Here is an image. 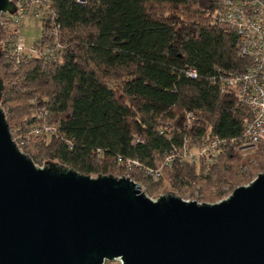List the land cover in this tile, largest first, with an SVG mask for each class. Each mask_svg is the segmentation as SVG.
I'll list each match as a JSON object with an SVG mask.
<instances>
[{"label":"trees","instance_id":"obj_1","mask_svg":"<svg viewBox=\"0 0 264 264\" xmlns=\"http://www.w3.org/2000/svg\"><path fill=\"white\" fill-rule=\"evenodd\" d=\"M214 7L212 0H54L67 45L62 61L32 58L15 68L0 56L1 106L11 130L26 129L44 109L60 128L21 150L37 165L56 161L87 175L130 176L150 197L168 181L181 197L199 190L208 203L223 199L224 187L233 191L264 172V142L257 164L241 172V138L252 114L213 80L250 64L237 54L235 37L210 22ZM187 68L198 77L181 72ZM186 111L198 115L192 129ZM185 136L190 147L215 136L227 142L210 161L176 157L158 180L118 164V157L133 158L157 169ZM137 138L142 142L134 144Z\"/></svg>","mask_w":264,"mask_h":264},{"label":"water","instance_id":"obj_2","mask_svg":"<svg viewBox=\"0 0 264 264\" xmlns=\"http://www.w3.org/2000/svg\"><path fill=\"white\" fill-rule=\"evenodd\" d=\"M16 11L0 0V14ZM4 87L0 78V264H264V172L208 203L152 198L127 175L39 166L13 139Z\"/></svg>","mask_w":264,"mask_h":264},{"label":"built area","instance_id":"obj_3","mask_svg":"<svg viewBox=\"0 0 264 264\" xmlns=\"http://www.w3.org/2000/svg\"><path fill=\"white\" fill-rule=\"evenodd\" d=\"M17 11L14 14H0V46L2 54L18 68L25 60L42 59L45 63H59L63 59L67 45L61 39L62 25L57 12L53 9L54 0H11ZM86 3V0H77ZM214 10L210 22L231 34L236 39L237 54L248 58L250 64L244 71L221 70L219 76L213 77L219 84L221 93H235L239 102L247 106L252 119L244 124L240 149H247L264 142V0H212ZM33 21L41 27V37L32 45H27L22 33L26 22ZM187 77L197 78L195 68L182 69ZM49 111L40 110L34 115V121L26 128L15 127L13 139L19 147L27 145L39 137H51L60 133L59 125L48 119ZM186 127L192 129L198 121L197 113L186 111ZM142 142L137 138L134 144ZM227 139L218 136L204 139L198 147H190L189 139L181 147H173L164 163L155 169L142 164L138 159L118 157V164L127 172L136 168L142 170L146 177L158 180L165 167H170L176 157L189 162L217 156Z\"/></svg>","mask_w":264,"mask_h":264},{"label":"rangeland","instance_id":"obj_4","mask_svg":"<svg viewBox=\"0 0 264 264\" xmlns=\"http://www.w3.org/2000/svg\"><path fill=\"white\" fill-rule=\"evenodd\" d=\"M180 12H182V10H180ZM41 30H42L41 27L37 26L33 21L29 20L26 22V25H25L22 33L25 37V40H26V43L28 46L32 45L37 39H39L41 37V34H42ZM4 111H5V113L7 112L6 110H4ZM6 116H7V113H6ZM257 151H258V145L251 147V148H247V149H239V153L242 157L241 172L249 173L250 168L257 164V158H256ZM43 165H39V166H43ZM256 177H257V175L252 176V180H254ZM249 183H245L243 185H246ZM143 190H144V188H143ZM224 190L226 191L224 198L227 197L228 195H230V193H232V191H230L229 187H227V186L224 187ZM169 191L175 192L176 194H178L176 188H174L168 181H165L163 187L160 190H158L157 192H155L151 197L157 198L161 194H163L165 192H169ZM211 191L214 194L217 191V188L213 187L211 189ZM199 197H200L199 190H196L194 195H191L190 192L186 193L184 196V199L198 200L199 202H202L201 200L198 199ZM104 264H122V262H121V260H112V261L106 260Z\"/></svg>","mask_w":264,"mask_h":264}]
</instances>
